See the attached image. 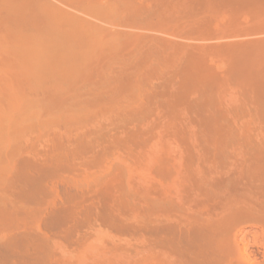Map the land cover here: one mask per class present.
<instances>
[{
	"label": "bare ground",
	"instance_id": "6f19581e",
	"mask_svg": "<svg viewBox=\"0 0 264 264\" xmlns=\"http://www.w3.org/2000/svg\"><path fill=\"white\" fill-rule=\"evenodd\" d=\"M46 1L0 0V46L4 44L0 53L8 55L0 56L5 58L4 62L0 58V67H5L0 68L5 74L0 76V264H257L259 260L251 259L253 247L264 253V0H65L72 9L94 14L95 20L108 17L115 6L124 8L123 12L127 8L128 17L133 12L130 20L136 23L145 22L148 13L152 15L144 7L163 6L162 12L150 7L158 13L154 14L157 22L150 15L145 24L142 20L137 23L145 27L133 21L135 26L129 23L126 28L144 30L142 33L171 32L172 37L181 27L169 24L175 20L170 11L180 10L176 16L183 15L184 21L175 17L184 24L176 23H187L188 29L192 23L197 25H190L189 34L183 27L180 32L187 31L183 42H172V38H162L163 34L157 36L159 33L119 31L123 25L113 33L108 32L110 27L103 31V25L100 30L97 22L85 19L91 14L79 17ZM180 3L183 8L175 9ZM135 5H144L142 11L147 15L138 11L144 18L135 19L138 6L130 12ZM184 7L191 11L184 12L189 20L181 14ZM164 8L171 10L166 13ZM211 9L228 14L222 29L214 31L210 18L200 24L196 20L188 23L208 10L206 14H213L214 19L217 14H211ZM113 11L110 16L116 19L119 13L114 16ZM243 12L252 18V26L250 22L246 25L249 29L240 26L246 24L239 21ZM214 58L221 64L212 66ZM148 68L153 69L151 73ZM145 69L150 76L152 71L154 76L158 73L157 78L161 75L162 82L172 74L173 83L178 78L175 88L167 82L169 78L165 80L168 90L172 87L166 90L169 97L165 95L173 135L169 128L162 136H152L154 132L146 124L144 129L149 127L151 133L147 132L148 137L143 132L132 133L135 128L129 130L128 120L139 119L143 109L139 99L148 87L141 83L140 89L135 84L145 79H139ZM166 69L169 76L164 78ZM131 71L139 75L138 83ZM147 92L142 94L146 101L152 97ZM191 96L197 98L198 107H204L210 133L193 131L197 126L188 122L192 131L185 125L177 127L182 126L177 125L182 112L189 113ZM103 119L106 125L115 122L117 130L123 131L125 125L120 124L128 121L124 133L131 131L130 136L118 132L127 139L111 136L115 140L111 146ZM104 132L109 138L105 142ZM97 141L113 148L99 147L97 152ZM139 145L144 153L134 156L136 161L141 157L137 164L129 155ZM115 149L121 155L127 151V159L133 161L131 166L138 165L135 170L140 177L131 166L120 168L110 161L111 156L116 159ZM79 165L85 166L83 172H78ZM146 174L149 179L145 182ZM137 178L148 183L147 187L139 188ZM81 181L100 185L99 190L95 186L99 192L108 187L102 184L111 182V190L118 196L108 200L110 193L105 188L102 203L97 196V201L90 199L99 205L86 204L83 197L98 191L87 193L91 187L84 188ZM58 184L63 186L61 191ZM105 198L117 204V209L104 207ZM133 240L141 241L140 245Z\"/></svg>",
	"mask_w": 264,
	"mask_h": 264
},
{
	"label": "rangeland",
	"instance_id": "374dc122",
	"mask_svg": "<svg viewBox=\"0 0 264 264\" xmlns=\"http://www.w3.org/2000/svg\"><path fill=\"white\" fill-rule=\"evenodd\" d=\"M45 1H46V0H45ZM49 1H50V0H49ZM49 1H46V2L49 3ZM64 1H65V0H62V1H61V0H51L50 2L52 3V5H55V6H54L55 8H57L58 6L61 7V8H64V10H67V8H68V9H70V10H68V11L71 12L72 14L77 13L76 16L80 14L79 17H81V16L83 15L84 18H85L86 15L88 16V15L91 14V15L88 16V17L91 18V20H92L93 22H91L90 19H87V18H88V17H87V18H85V19H86L87 21L89 20L88 22H90V23H94V22L96 23V22H97V23H98V26H99V25H100V26L103 25V26L106 28V30H103V31H107V28L110 27V29L108 28V30H110V31H108V32H111V30H112V33H113V30H114V32H116V31L119 29V27H120L121 25H123V26H125V27H122V26H121L119 31H121V29L126 28V25H127V24L129 25V23L133 24V27H134L135 25H136V26H137V25H139V26L142 25L141 23H140V24H137V23L140 22L142 19H141L140 21L137 20V21H138L137 23L135 22L136 20H133L134 23H135V25H134L133 21L131 22L130 19H133V18H130V17H131L132 14H134V13L131 11V9L133 10L134 8H136V7L138 6V7H137L138 9L136 8V9L134 10V12H135V14H136L137 16H138L139 14H141V13H145L144 11H142V7H143L144 5H143V6H142V5H135V7H134V6H133V7H130V12H132V14L130 13L131 15H130V17H128L129 14H127V13H128L127 8H125L126 10H125V12H123V11H124V10H123L124 8H122L121 6H118L119 9L122 8V9L118 10V9H117V6H115L114 8H116V10H115V9H114V11H113L112 9H110V10H112V11L114 12V13H113L114 16L117 14L116 12L118 11L120 17H119L118 14H117V18L119 17V19H117V18L115 19V18H113V16H112V18H111V16H110V15H112V11H111V12H110L111 14H110L108 17H105L103 20H99V19L95 20L96 18L93 19V17L95 16L94 14H92V13H88L87 10L85 11V10H81V9H79V10H81V11H79V10H77V9H75V8L72 9V7L70 8L68 4H67L68 6H66V3H68V2H67V1L64 2ZM51 3H50V4H51ZM182 3H183V2H182ZM182 3L178 4V6H179V5H182ZM183 5L185 6L186 4L183 3ZM56 6H57V7H56ZM141 6H142V7H141ZM157 6H159V5H157ZM157 6L155 5L156 8H159V7H157ZM65 7H66V8H65ZM123 7H124V6H123ZM147 7H149L148 10L152 13V15H151L150 13H148V11H147V9H146ZM150 7H151V5H150V6L148 5V6L144 7V9H146V13H148V15L145 13V14L147 15L146 17H145V14H144V17H145V18L142 17V16H143V14H142L141 16L139 15L140 17L138 16V17L135 18V19L144 18V20H145V19L147 20L148 17H150V15H151L150 18L152 19V18H155V17H156L154 14H156V13L159 12V11H160V12L163 11V6H160L161 9L159 8L160 10L158 9V11H157V9H156L155 7H153V4H152V7H153V8L151 7L152 10L154 9V11H155V10L157 11V12H155V13H154V11L151 10ZM164 7H166V6H164ZM186 7H187V6H186ZM105 8H106L105 10H107V7H105ZM176 8H180V6H179V7H175V9H176ZM182 8H183V6H182L180 9H182ZM189 8H190V7H189ZM71 9H72V10H71ZM139 9H140V11H142L141 13H140V12L138 13ZM164 9L168 10L169 8H164ZM184 9H185V10H184ZM184 9H183V12H181V14H184L185 11H186V12L189 11V10L186 9L185 7H184ZM76 10L79 11V13H78ZM108 10H109V8H108ZM110 10H109V11H110ZM128 10H129V9H128ZM170 10H171V9H170ZM170 10H168L167 12H166V11H164V12L168 13ZM176 10H177V9H176ZM176 10H174V11L171 10V11H170L171 14H172V15L174 14L175 16H176L177 13L180 14V13H179L180 10L178 9L179 11H177V12H176ZM187 10H188V11H187ZM72 11H73L74 13H73ZM75 11H76V12H75ZM83 11L87 12L88 14H86L85 12H84V14H83ZM119 11H120V12H119ZM172 11H173V12H172ZM212 11H213V10L211 9V14H212ZM90 12H92V11H90ZM174 12H175V13H174ZM190 12H191V11H190ZM190 12H188V14H189ZM206 12L209 13L210 10H208V11H204L203 13L206 14ZM219 12H220V11H219ZM125 13H126V14H125ZM203 13L201 12V14H200L201 17H202V15H203V17H205ZM208 13L206 14V15H207V16L205 17L206 19H203V17H202V19H201L200 15H198V16H199V19H201V21H200L199 19L197 20L196 18H195V19H192V18H191L192 20L188 21V23L191 22V21L193 22V21L196 20V22L198 21L199 24H200V23L206 22L205 20H207V19L209 20V18H210V19L212 20V21L210 20L211 23L213 22L214 25L211 24V23H210V24H211V26H212V25L214 26V27L212 26V28H213V30L215 31L216 28H217V29H220L219 27H221V29H222V28H223L222 25L224 26V24H225V22H226V19H227V20L229 19L228 14H226V15L224 14V13H226L225 11H224V13H223V11H221V12H220V15H219L218 13H216V11H215V12L213 11V13H216V14H217V15H214V16H216V17H214V19H213V17H211L213 14L210 16ZM221 13H223V14H222L223 17L221 16ZM243 13H244V12H243ZM124 14L126 15L125 18H124ZM157 14H158V13H157ZM186 14H187V13H186ZM186 14H184V15H186ZM93 15H94V16H93ZM153 15H154V17H152ZM208 15H209L210 17H209ZM242 15H243V16H242ZM242 15L240 14V16H239L240 20H239V21H241L240 23H243V25H244L245 23H246V24H245V27L242 26V24H240V26H241L242 28H245V29H246V28H248V29L251 28L250 26H252L253 23H251L252 20H250V19H252V18H249L250 16H248L247 12H246V14L244 13V14H242ZM91 16H92V17H91ZM132 16H133V15H132ZM175 16H173V17L175 18V20H172L171 22H169V24H170V23H171V24H174V25L176 24V26H175L176 28H180V27H181L182 30H181V28H180V31H183L184 28H185V30L188 29V28L186 27V26L188 25L187 23H186L185 25H180V24H184V23H183L184 20L182 19V18H183V15H181L182 17L179 15L180 18H181L183 21H181L179 18H177L178 21H176V20H177L176 17H179V16H178V15H177L176 17H175ZM219 16L222 17V18H225V19H222V18H221V20H220ZM225 16H226V17H225ZM95 17H96V16H95ZM173 17H171V18H173ZM185 17H187V15L184 16V18H185ZM188 17H189V16H188ZM188 17H187V18H188ZM217 17H218V18H217ZM241 17H242V18H241ZM84 18H83V19H84ZM121 18H122V19H121ZM123 18H124L125 20H126V18H127V19L129 18V19L127 20V22H125V20H124ZM150 18H149L148 20H150ZM187 18H185V20H189V18H188V19H187ZM197 18H198V17H197ZM247 18H248V19H247ZM120 19H121V20H120ZM216 19H217V21H216ZM94 20H95V21H94ZM119 20H120V21H119ZM146 20H145V22L142 20V22H144V24H145V23H146ZM148 20H147V21H148ZM152 20H153V21L156 20L155 22H157V21H158V18H157V19L155 18V19H152ZM208 20H207V22H208ZM214 20H215V21H214ZM218 20H219V21H218ZM224 20H225V22H224ZM246 20H247V21H246ZM101 21H102V22L104 21V22L102 23ZM129 21H130V22H129ZM173 21H174V22H173ZM180 21H181L182 23H181ZM244 21H246V22H244ZM100 22H101L102 24H101ZM176 22H180V24H179V23H176ZM185 22H187V21H185ZM192 22H191V23H192ZM198 22H197V23H198ZM219 22H220V24H219ZM248 22H250V23H249L250 26H246V25H248ZM111 23H112V24H111ZM197 23H195V24H197ZM217 23H218V24H217ZM221 23H222V24H221ZM223 23H224V24H223ZM144 24H143V25H144ZM177 24H178L179 26H178ZM189 24H190V23H189ZM95 25L97 26V24H95ZM128 25H127V26H128ZM143 25H142V26H143ZM190 25H191V24H190ZM190 25H189L188 32L186 31V32H187V33H186V32L184 31L183 34H182V32H180L178 29H176V28L174 27L178 32H180V34H179L178 32H175L176 34H173V35H175V36H173V37H172L171 32H168L167 34H164V33H160V32H158L160 35H157L158 33H152V32H151V33H152V34H151L148 30H147V31L145 30V31L148 32V34H151V35L161 36V34H163V35L161 36L162 38L167 36L169 39L172 38V39H171V40H173L172 42H176V40L181 41L182 38H185L186 34H189V32H190L189 30H190V28H191L192 25H193V26H192L193 28L197 26V25L194 26V23H192L191 26H190ZM215 25H216V26H215ZM225 25H226V24H225ZM103 26L101 27L100 30L103 29ZM114 26H115V28H114ZM116 26H117L118 28H117ZM129 26H130V25H129ZM142 26H141V27H142ZM111 27H112L113 29H111ZM143 27H145V26H143ZM147 27H148V26H147ZM183 27H184V28H183ZM105 28H104V29H105ZM116 28H117V29H116ZM139 28H140V27H139ZM214 28H215V29H214ZM126 29L128 30V32L132 29L130 32L133 33L134 30H135L136 28H135V29H134V28H131V29L126 28ZM126 29H125V30H126ZM133 29H134V30H133ZM144 29H146V28H144ZM217 29H216V30H217ZM125 30H122V31H125ZM165 30H166V29H164V30L162 29V31H165ZM171 30H172V29H171ZM171 30H170V31H171ZM140 31H141V28H140ZM142 31H144V30H142ZM142 31L139 32L138 29L135 30V32H137V33H142ZM167 31H169V30H167ZM167 31H165V32H167ZM173 31H175V30H173ZM173 31H172V33H174ZM146 32H143L142 35H143L144 33H146ZM216 32L218 33V31H216ZM219 32H220V30H219ZM137 33H136V34H137ZM169 33H170V35H169ZM184 33H186V34H184ZM177 34H178L179 36H178ZM145 35H147V33H146ZM170 36H171V37H170ZM181 36H182V37H181ZM191 36H192V35H191ZM177 37H180V38L177 39ZM192 37H193V36H192ZM171 40H170V41H171ZM174 40H175V41H174ZM183 41H184V39H182V42H183ZM185 41L188 42L187 39H186ZM189 42H190V41H189ZM1 44H2V43H1ZM2 46H4V44L0 46V50H3V49H4V48L1 49ZM3 52H6V53H7V51H5V50H4ZM1 55L5 57L7 54L4 53V55H3V53H2V54L0 53V56H1ZM7 56H8V55H7ZM7 56H6V57H7ZM4 57H0V58L2 59V58H4ZM1 59H0V61H1ZM212 60H213V61H212ZM215 60H217V59H215V58H214V59H211L212 64H211L210 61H209V63H210L212 66H213V64L216 65V64H217L216 62H218V65L221 64V62H220V64H219V61H215ZM4 61H5V58H4V60H3L2 62H4ZM6 61H7V58H6ZM0 63H1V62H0ZM215 63H216V64H215ZM2 64H3V63H1V65H2ZM218 65H216V66H218ZM2 66H3V65H2ZM2 66H1L0 68H5V67H2ZM151 69H152V68H151ZM151 69L149 70V68H148V70L150 71V73H151ZM4 70H6V69H3V71H4ZM152 70H153V69H152ZM169 70H170V69H168V71H169ZM133 71H134V70H133ZM142 71L144 72V76L141 77V72H142ZM142 71H140V74H139L140 76L138 75V76H139V79H140V78L142 79V78L145 77V79H148V80L142 79L143 82L140 81V83H138L139 79H138L137 74H134L132 71H131V72L133 73V77H136V79L134 78L135 83H138V84H139V85H138V84H135V85H137V86L140 87V89H141V86H140V85H141V83H143V84H144L145 86H147L149 89L147 88V90H146V88L143 87L144 85L142 86V89H143V90L145 89L146 92L149 91V92H151V93L153 94V95H152V94L150 95V93L147 92L148 95L152 96V97L150 98V97L147 95V96H148V101H149V103H148L149 106H148V104H146V103L148 102V101H146L147 97H145L146 99L143 98V97L146 95V92H145V94H144V91L141 90V92L143 91V92L141 93V95H140V99H139V102H141V103H140L141 108H142V106H143V109H144V110H145L146 107H147L149 110H148V109L145 110V111H146V114H145V111H144L143 109H141L140 111H141L142 113L140 112L139 119H137V118H138V117H137V118H135V119L128 120L131 124H133V126H132L128 121H127V122L130 124L129 126L126 125V124H128L127 122H125L126 124H125L124 122H123V124H122V122H121L120 126H121L122 128H123L124 125H125V127H127V126H128L129 128L131 127V129H129V130H132L133 128H135V129H133L134 131L132 130V133H134V132H137V133H138V131H139V132H143V133H145L146 136H147V134H148L147 132L149 131L148 128L151 127V128H152V129L150 128L151 132H152V133L154 132V134H152V136L156 134L155 137H158L159 135L162 136V135H164V132L169 131V130L171 129V130L169 131V134L173 135V131H174L173 128H174V127H173V128H170V127L174 126V125H172V124H174V123H172L173 121H172V119H170L171 117H169V116H171L170 113L168 114V110H170V108H169L170 106H169V107L167 106V105L169 104V102H168V101H169V99H168V97H169L168 94H169V93H168V92L170 91V88H172V87H170L169 90H168L167 87H169V84L171 85V83H172V84H173V87L175 88L177 85L174 86V83H175V81L178 83V81H177L178 78H177V79L174 81V83H173V82L171 81V79L173 78V77H172L173 74H172V75H170L171 78H170V77H167V79L169 78V80H170L171 82H170V81H167V79L165 78V76H169V75L166 74V73H167V69H166V70H165L166 72H164L165 75L163 74V76H164L165 79H164V81L162 82V79H163V78H162V79L160 78L161 75H160V76L158 75V76H159L158 78H160L161 81H160V79H158V78L156 77L158 73H157V74L154 73V74H155V76H154V75H152V74H153V71H152V74H151V76H150L149 71H148L149 74L147 73V69L142 70ZM170 71H171V70H170ZM1 72H2V71L0 70V74H1L0 76H1V78H3V76H4L5 74L3 75V73H1ZM134 72H135V71H134ZM145 72H146L147 74H145ZM171 72H173V71H171ZM171 72H170V73H171ZM4 73H6V72L4 71ZM137 73H139V72H137ZM147 76H148V77H147ZM152 76H154L155 78H153ZM149 77H151V78L153 79V82H152V83H151L152 79L149 78ZM161 77H162V76H161ZM1 78H0V79H1ZM137 79H138V80H137ZM136 80H137V82H136ZM144 80H145V81H144ZM165 80H166L169 84H168ZM179 80H180V79H179ZM148 81H149V83H147ZM158 82H159V83H158ZM161 82H162V83H161ZM164 83H166V85H167V84H168V85L165 86ZM147 84H148V85H147ZM152 84H153V86H151ZM163 84H164V85H163ZM149 85H150V86H149ZM155 85H156V86H155ZM159 86H160V87H159ZM151 87H152V89H151ZM153 87H154V88H153ZM155 87H156V88H155ZM157 87H159L158 90H157ZM165 87H166V88H165ZM166 90H168L167 93H166ZM171 90H172V89H171ZM155 91H156V92H155ZM162 91H163L164 94L161 93ZM154 92H155V93H154ZM159 92L161 93L162 96H159V94H160ZM157 93H158V94H157ZM142 94H143L144 96H143ZM156 94H157L159 97L156 96ZM165 94H167L168 97H167V95H165ZM154 95H155V96H154ZM142 96H143V97H142ZM153 96H154L155 98H154ZM164 96H165V97H164ZM162 97H163V98H162ZM191 97H192V96H191ZM156 98H158V99H157L158 101L156 100ZM164 98H165V100L167 101L166 103H165V100H163ZM192 98L195 99V101H193ZM192 98H191V102H192V105H194L195 107H194V108H191L192 105L190 104L191 106L188 107V108H190L189 113H185V114H184V113L182 112V114L185 115L186 117L183 116V115H181V116H179V118H181L180 121H179L178 119H176V120H178L177 123L179 122L177 125H182V126H177V127H181V128H182L183 125H185V126H188V129H189V128L191 129V127L188 125V123H189L190 125L192 124L193 126H192V125H191V126L194 127V128L197 126V127L195 128L196 130H193V131H196V132H198V133H202V134H207L208 130H211V127H210L211 125H210V122H209V124H208V121H206V120L208 119V117H207L205 111H203V108H204V107L200 104V105L202 106V110H201V109H198V108H200L201 106L198 107V106H199V103H198V106L196 105V104H197V103H196L197 98H196V97H192ZM144 99H145V100H144ZM161 99H162V100H161ZM167 99H168V100H167ZM161 102L164 103V104H163L164 106L161 104ZM167 103H168V104H167ZM145 104H146V105H145ZM157 104H158V106H159V105H161V106L158 107ZM165 104H166V105H165ZM152 105H153V106H152ZM166 106H167L168 108H166ZM196 106H197L198 108H196ZM156 107H158V109H156ZM163 107H164V108H163ZM150 109L153 110L154 112L151 111ZM159 109H163V110H159ZM156 110H158V111L156 112ZM187 110H188V109H187ZM200 110H201V111H200ZM204 110H205V109H204ZM161 111H162V112H161ZM163 111H164L165 113H164ZM183 111H184V110H183ZM191 111H192V112H191ZM193 111H194V112H193ZM197 111H198L199 114L197 113ZM199 111H200V112H199ZM147 112H148V113H147ZM155 112H156V113H155ZM160 112H161V113H160ZM184 112H187V111H184ZM195 112H196L197 114H196ZM202 112H203V113H202ZM149 113H150V114H149ZM162 113H163L164 115H165V114H166V115L164 116ZM144 114H145V115H144ZM161 114H162V115H161ZM167 114H168V115H167ZM188 114H189V115H188ZM190 114H191V115H190ZM201 114H202V116H203V115H204V116L202 117ZM146 115H147V116H146ZM148 115H149V116H148ZM192 115H193V116H192ZM205 115H206V116H205ZM144 116H145V117H144ZM162 116H163V118H162ZM200 116H201V117H200ZM141 117H142V119H143V117H144V118H146V117H150V118H148V119H143V120H144V121H143V120L141 119ZM151 117H152V118H151ZM153 117H154V118H153ZM157 117H158V118H157ZM167 117H168L169 119H168ZM184 117H185V118H184ZM188 117H190V118L187 119ZM192 117H194V118H193L194 121H193L192 123H190V121H192ZM196 117H197V118H196ZM204 117H206L207 119L204 118ZM156 118H157V119H156ZM159 118H162V119L159 120ZM195 118H196V119H195ZM199 118H200V119H199ZM149 119H150V120H149ZM151 119H152L153 121H152ZM165 119L168 120V121H166ZM185 119H186V121H185ZM197 119H198V120H197ZM203 119H204V121H206V122L203 123V122H202ZM106 120H108V119H106ZM133 120H134V121L136 120V123L132 122ZM137 120H138V121H137ZM145 120H147L148 122L145 121ZM158 120H159V121H158ZM164 120H165V121H164ZM181 120H182V121H181ZM195 120H197V122H196ZM201 120H202V121H201ZM155 121H156V123H155ZM157 121H158V122H157ZM162 121H163L164 123H163ZM169 121H170L171 124H168ZM174 121H175V120H174ZM102 122L104 123V122H105V119H103ZM137 122H138V123H137ZM151 122H152V123H151ZM182 122H183V123H182ZM187 122H188V123H187ZM195 122H196L197 124H196ZM200 122H201L203 125H202ZM106 123H108V121H106ZM110 123H113V122H110ZM110 123H109V124H110ZM139 123L141 124V125H140L141 128L139 127ZM158 123H159V124H158ZM180 123H181V124H180ZM185 123H186V124H185ZM193 123H195V124H193ZM206 123H207V124H206ZM104 124H105V123H104ZM104 124H103V125H104ZM109 124H107V125L105 124L106 127L104 126V128H106V130H107V134L110 136V137H109L110 139L108 138V135L104 132L103 134H106L105 136H107V138L105 137L102 141L105 142V141H107V140L109 139V140L107 141V143L110 144V145L112 146V145H114V144H112V143H113V141H115V140L112 141L111 138L113 139V137H114V138L116 139V137H117V138H118V137H121V136L119 135V133H120V134H122V133H123V134H126V133H124V132H125V130L128 129V128L125 129V127H124V131H123L122 129L117 130L118 128H116V123H115V122L113 123V124H115V125H114L115 128H114L113 124H111V126H109ZM117 124H119V123H117ZM145 124H146V126H149L148 128H145L146 130H145L144 127H143V126H145ZM163 124H164V125H163ZM166 124H167L168 126H167ZM199 124H200L201 126H200ZM152 125H154V126H152ZM157 125H161V126H157ZM206 125H207V126H206ZM146 126H145V127H146ZM169 126H170V127H169ZM204 126H205V127H204ZM136 127H138L137 129H139V130L136 131ZM155 127H157V128L154 129ZM158 127H159V128H158ZM162 127H163V128H162ZM199 127H200V128H199ZM108 128H109V129H108ZM161 128L163 129V131H162ZM165 128H166V129H165ZM167 128H168V129H167ZM169 128H170V129H169ZM184 128H185V127H184ZM186 128H187V127H186ZM186 128H185V129H186ZM206 128H207V129H206ZM114 129H116L115 132H114ZM104 130H105V129H104ZM108 130H109V131H108ZM206 130H207V132H206ZM112 131H113V132H112ZM122 131H123V132H122ZM161 131H162V132H161ZM191 131H192V129H191ZM111 132H112V133H111ZM118 132H119V133H118ZM127 132H128V131H127ZM130 132H131V131H130ZM130 132L127 133V134H129L128 136H130V134H131ZM158 132H159V133H158ZM204 132H205V133H204ZM114 133H115V135H116V134H117V135L115 136ZM208 133H210V132H208ZM110 134H112V135H110ZM127 134H126V135H127ZM149 134L151 135L150 131H149ZM149 134H148V135H149ZM165 134H167V133H165ZM118 135H119V136H118ZM171 135H168V134H167V135H165V136H168V138H169V136H171ZM111 136H113V137H111ZM147 137H148V136H147ZM121 138H123L124 140H126V139H127V136H125V138H124V135H122ZM119 139H120V138H119ZM110 140H111V141H110ZM102 141H101L102 145H101L100 142H98V141H97V143L100 144V145H98V144L95 145V146H97V147H96V151H97V152H98V150H101V149H97V148H99V147L104 149L106 146H107V148H108V146H110V145H107V144H106L105 147H102L103 144H105V143H103ZM172 141H174L173 137L171 138V140H170L169 142L172 143ZM111 142H112V143H111ZM94 143H96V141H93V144H94ZM136 145H137V143L134 144V146H136ZM93 146H94V145H93ZM95 146H94V147H95ZM111 146H110V148H113V147H111ZM134 146L131 145L132 148H134ZM43 147H44V146H43ZM44 148H45V147H44ZM141 148H142V147L139 145V146H137L135 149H133V152H130V153H132V154L129 155V158H132V160H133V158H136V157H134V156H141V155H138L139 153H141V154L144 153V152H140V151H141V150H140ZM42 149H43V148H42ZM94 149H95V148H94ZM105 149H106V148H105ZM106 150H107V149H106ZM106 150H104V152H105ZM116 150H117V149L112 150V151H115V153H114L115 155H114V156L116 157V159H112V156L110 155V156H111V160H110V161L113 160L112 162H113L114 164L118 163L119 165H121V166H119L120 168H122V166H123L124 168H125V166H127V167L131 166L130 163H131L132 160H131V159H127V158H128V156H127V151H123V150H122V151H123L122 154L124 155V158L127 156V157H126V160H122L121 157H123V155H121V151H120V149L117 150V151H120V152H118V153L116 152ZM131 150H132V149H131ZM143 150H144V149H142V151H143ZM125 152H126V153H125ZM134 152L136 153V155L134 154ZM101 153H103V152L101 151ZM124 153H125V154H124ZM137 153H138V154H137ZM116 154H118V155H116ZM128 154H129V153H128ZM120 155H121V157H120ZM125 155H126V156H125ZM132 155H133V157H132ZM110 156H109V157H110ZM118 156H119V157H118ZM141 157H142V156H141ZM141 157H140V158H141ZM140 158H139V160H140ZM120 159H121V160H120ZM119 160H120V161H119ZM127 160H128V161H127ZM134 160H135V159H134ZM134 160H133V161H134ZM136 160H137V158H136ZM136 160H135L134 162H133V161H132V162H133V163H137V162H139V160H138V161H136ZM116 161H117V162H116ZM118 161H119V162H118ZM114 164H112V165L114 166ZM118 164H117V165H118ZM122 164H123V165H122ZM137 164H138V163H137ZM117 165H115V167H116ZM137 166H138V165H137ZM137 166L134 164V166H131L130 169H133V168H134L133 170H135L136 168H138ZM83 167H85V166H82V167H81V166L79 165V169H81V170H80V171L78 170V172H81ZM135 167H136V168H135ZM116 168H117V167H116ZM83 170H85V169H83ZM121 170H122V169H121ZM86 171L88 172L87 169L85 170V172H86ZM89 171H90V170H89ZM93 171H95V170H93ZM136 171H137V170H135V172H136ZM138 171H139V170H138ZM78 172H77V173H78ZM82 172H83V171H82ZM91 172H92V171H91ZM77 173H75V175H76L75 178L78 179V177H77L78 174H77ZM138 173H140V172H136L137 177H140ZM79 174H80V173H79ZM81 174H82V173H81ZM85 174H86V173H85ZM64 175H65V174H64ZM70 175H71V174H70ZM70 175H67V177H70ZM75 175H74V176H75ZM71 176H72V175H71ZM78 176H79V175H78ZM143 176H144V175H143ZM145 176H146V178H145L144 181L146 182V179H149V178H148L149 175L146 174ZM145 176H144V177H145ZM80 177H81V176H80ZM83 179H84V178H83ZM124 179L126 180V178H124ZM138 179H139V178H137V185H138L139 188L141 187V188L143 189V188L147 187L148 183H146L147 185H145V182H139ZM79 181H80V178H79ZM81 182H82V186L84 185L86 188L88 187L89 189H90V187H91L90 190H89V189H86V192H87V190H89V191L87 192V193L90 192L89 194L93 193L94 191L96 192V191L99 190L98 187H99L100 185L98 186V185H94V184H90V183H88L89 185H87V184L84 183L83 181H81ZM124 182L126 183V181H123V183H124ZM110 183H111V182H108V184H102V186H103V185H105V186L107 185L108 187H110V186H112V184H110ZM125 183H124V184H125ZM80 184H81V183H80ZM80 184H79V185H80ZM109 184H110V186H109ZM79 185H78V186H79ZM125 185H126V184H125ZM84 186H83V187H84ZM95 186H97V188H96ZM62 187H63L62 184H58V189H59L60 191H61V188H62ZM85 187H84V188H85ZM93 187H94V188H93ZM100 187H101V186H100ZM100 187H99V188H100ZM108 187H105V188L107 189V192H106V189L102 187V189H100V192L98 191L97 193H94L93 196H92V195H91V196L88 195L86 192H84L85 189H83V188L81 187V188L84 190V191H83V192H84V195H86V194L88 195V196L86 195L87 197L85 198V196L83 195V193H81V195L84 196V197L82 196L84 202H85L86 204H88V203L91 204L92 201H93L94 199H95V201H97L96 199L99 200V199L101 198V197H100V196H101V191H102V192L105 191L107 194H108V193L111 194V192H114V194H111V195L109 194L111 197L108 195V197H109L108 200H110V198H113V196L115 195L116 192L111 190V189L113 188V186L109 188V189L111 190V192H109ZM95 188L98 189V190H96ZM94 189H95V190H94ZM103 189H104V190H103ZM77 190H78V188H77ZM79 190H80V189H79ZM92 190H93V191H92ZM80 192H81V190H80ZM98 193H99V194H98ZM95 194H96V195H95ZM103 194H104V193H103ZM104 195H105V194H104ZM97 196L100 197V198H98ZM116 196H118V195H115L114 197L116 198ZM90 197H92L91 199H93V200H91ZM84 198H85V199H84ZM103 198H104V197H103ZM130 199H131V197H130ZM130 199H129V201L131 202ZM102 200H103V199L101 198V199L99 200V203H102V202H100V201H102ZM112 200H113V202H114L115 199H112ZM112 200H111V201H112ZM95 201H93V203H94ZM111 201H109V202H111ZM103 202H107V203H104V205H103V204H101V205H103L104 207H106V206L108 205L106 208L109 207V210H112V209H113V211H114V210L117 209V204L108 203V201H106V198L104 199ZM99 203L95 202V204H98V205H99ZM114 203H115V202H114ZM116 203H117V200H116ZM112 204H113V205H112ZM101 205H100V206H101ZM110 206H112L113 208L111 207L112 209H110ZM115 208H116V209H115ZM109 234H110V233H109ZM109 234H108V235H109ZM109 237H110V236H109ZM136 240H137V239H136ZM136 240H135V241L133 240V241L135 242V244L138 243V242H139V243L141 242V241H136ZM138 240H139V239H138ZM141 240H142V239H141ZM133 241H132V242H133ZM142 241H143V240H142ZM145 241H147V240H145ZM139 243H138V244H139ZM143 243H145V242L143 241ZM143 243H142V244H143ZM146 243H147V242H146ZM146 243L143 244V245L146 246ZM139 245H140V244H139ZM136 246H138V245L136 244ZM147 246H148V243H147ZM141 247H144V246L141 245ZM141 247H140V248H141ZM148 247H149V246H148ZM148 247H147V248H148ZM144 248H146V247H144ZM253 248H254V249H253ZM253 248H252V249L255 250V252L251 249V250H252L251 253L253 254L251 259L254 260V257H255L256 260H254V262L257 261V260H259V261L255 262V263L258 264V263L261 261L260 264H262V262H264V260H263V259H264V255H263L264 253H263L262 249H260V248H258V247H255V246H254ZM145 251L147 252L148 250H145ZM261 252H262V253H261ZM261 254H262V255H261ZM145 255H148V254H145ZM256 257H257V258H256ZM262 258H263V259H262ZM170 260H172V259H170ZM172 261H173V260H172ZM254 262H253V263H254Z\"/></svg>",
	"mask_w": 264,
	"mask_h": 264
}]
</instances>
